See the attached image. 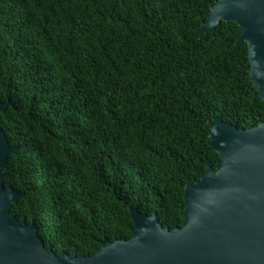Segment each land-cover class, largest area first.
<instances>
[{"label":"trees","instance_id":"obj_1","mask_svg":"<svg viewBox=\"0 0 264 264\" xmlns=\"http://www.w3.org/2000/svg\"><path fill=\"white\" fill-rule=\"evenodd\" d=\"M214 1L0 0L3 186L56 255L129 240L130 209L181 228L186 184L219 160L208 122H264L239 27L200 35Z\"/></svg>","mask_w":264,"mask_h":264},{"label":"water","instance_id":"obj_2","mask_svg":"<svg viewBox=\"0 0 264 264\" xmlns=\"http://www.w3.org/2000/svg\"><path fill=\"white\" fill-rule=\"evenodd\" d=\"M221 21L239 27L236 45H246L249 81L264 103V0H215L200 35ZM9 105L0 102V114ZM208 126L206 143L219 160L186 184L183 226L169 231L130 209V239H104L89 257L56 255L33 222L10 215L23 193L3 186L1 169L16 149L0 128V264H264V122L243 130L214 118Z\"/></svg>","mask_w":264,"mask_h":264}]
</instances>
